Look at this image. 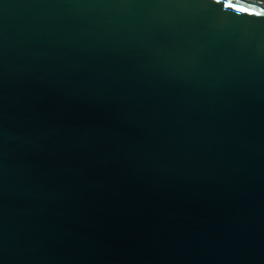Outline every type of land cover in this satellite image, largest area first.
Returning a JSON list of instances; mask_svg holds the SVG:
<instances>
[{"label":"water","instance_id":"obj_1","mask_svg":"<svg viewBox=\"0 0 264 264\" xmlns=\"http://www.w3.org/2000/svg\"><path fill=\"white\" fill-rule=\"evenodd\" d=\"M260 12L0 0V264H264Z\"/></svg>","mask_w":264,"mask_h":264},{"label":"snow or ice","instance_id":"obj_2","mask_svg":"<svg viewBox=\"0 0 264 264\" xmlns=\"http://www.w3.org/2000/svg\"><path fill=\"white\" fill-rule=\"evenodd\" d=\"M217 3H220L221 0H216ZM226 7H236V10L239 11V12H242V13H249L250 10L247 9V8H244V7H239V6H234L233 4L231 3H226L225 4ZM252 14H255V15H260V16H264V12H260V13H252Z\"/></svg>","mask_w":264,"mask_h":264}]
</instances>
